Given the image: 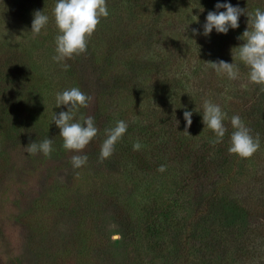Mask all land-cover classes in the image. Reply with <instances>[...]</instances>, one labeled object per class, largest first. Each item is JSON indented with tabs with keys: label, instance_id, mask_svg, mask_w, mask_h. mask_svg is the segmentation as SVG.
Wrapping results in <instances>:
<instances>
[{
	"label": "rangeland",
	"instance_id": "obj_1",
	"mask_svg": "<svg viewBox=\"0 0 264 264\" xmlns=\"http://www.w3.org/2000/svg\"><path fill=\"white\" fill-rule=\"evenodd\" d=\"M56 2L0 0V75L9 77L4 84L7 93L0 92V264H194L192 258L174 259L173 245L165 258L131 256L130 222L117 202L120 195L130 202L143 197L136 179L130 178L135 164L125 151L122 138L109 158L100 159L106 130L120 120L132 126L138 113L146 118L150 104L142 105L140 100L145 88L131 81L137 73L142 79L150 77V72L143 69L148 46L141 54L139 47L144 41L164 48L162 34L171 27L160 29L151 22L142 28L134 7L122 4L121 8L117 0H106L109 15L101 18L88 40L86 53L58 63L53 60L59 34L53 15ZM36 11H44L49 17L39 35L31 33ZM190 11L187 9L184 16L195 28L199 19ZM73 87L92 98L87 108L76 113L74 122L83 123L81 116L94 119L97 150L92 143L81 152L64 149L60 129L53 123L54 113L68 110L66 106H56V94ZM168 87L164 79L160 80L157 94ZM9 88L20 92L21 97L26 95L28 106L19 110L24 98L14 99ZM258 95L264 97V91ZM230 99L231 96L225 99V105H230ZM199 105L203 106L202 100ZM199 112L202 114L203 110ZM224 113L235 115L230 114L231 107ZM22 114L25 117L21 123ZM261 117L258 126L264 132V115ZM140 123L144 125L146 119ZM208 132L213 133L210 129ZM45 139H51L52 145L57 141L62 145L52 147L50 156L27 152L31 142L39 144ZM74 155L87 156V163L74 168ZM259 159L250 163L254 166L236 172L235 180H230L226 189L240 199L247 197L250 206L264 201V183L260 182L264 162ZM236 166L239 169L241 162ZM214 174L215 177L196 185L200 186L198 193H206V185L218 176ZM137 204L133 209H138ZM217 211L230 226L242 230L258 221L246 209L240 212L226 203Z\"/></svg>",
	"mask_w": 264,
	"mask_h": 264
},
{
	"label": "trees",
	"instance_id": "obj_2",
	"mask_svg": "<svg viewBox=\"0 0 264 264\" xmlns=\"http://www.w3.org/2000/svg\"><path fill=\"white\" fill-rule=\"evenodd\" d=\"M117 2L121 8L122 4H127L136 9L142 28L149 26L151 22L160 29L171 27L168 33L162 34L165 36L163 44L166 48H158L154 43L148 45L144 41L139 47L141 54L145 51L144 47L148 46L149 52L144 56L146 64L143 69L150 72V77L142 79L137 73L136 77L131 78L137 86L145 88L144 94H141V104H150L149 112L144 117L146 123H140L144 122L140 113L134 115L136 122L127 128L122 137V145L135 164L130 178L136 179L143 194L141 200L131 202L120 195L117 202L130 222L131 256L165 258L170 255L169 247L173 245L176 252L174 259L192 258L194 264H264V201H256L250 206L247 205V197L240 199L226 190L228 182L235 180L236 172L254 166L250 164L254 158L260 157L258 161L264 162V158L261 159L264 152V132L258 126L264 115V97H260L258 93L264 85L249 82V69L238 57L235 63L239 68V77L236 80L218 75L206 64L219 60L234 63L233 54L236 55V50L233 52V49L244 43L237 38L247 30L249 18L241 15L239 28H230L226 35L218 34L215 29L209 36L203 35L205 17L210 11H217V3H231L247 13H254L257 8L264 11V0ZM187 9L199 19L195 28L185 19ZM194 29L199 34H193ZM140 39L141 34L137 35L136 41ZM6 77L8 74L0 75V92L6 89ZM162 79L169 86L165 90L167 94L161 90L159 94L156 92L159 91L157 83ZM9 93L14 99L21 97L20 92L14 89L9 88ZM229 96L232 99L227 106L225 99ZM22 97L23 106H19V110L28 106L25 102L28 97ZM205 99L218 104L223 112L231 107L230 114L241 118L254 139L259 137L260 147L252 157L240 158L228 151L234 131L230 122L233 116H226L224 120L227 131L222 142L215 145L211 143L215 135L208 132L203 124V117H200L202 114L196 111L203 110L199 100L204 102ZM158 107L159 110L155 111ZM186 110L193 113L190 128H187L184 119ZM24 117L22 114L21 123ZM21 123L15 124L14 128H18ZM186 129L189 135L183 133ZM97 142L98 140L90 142L95 150L99 146ZM136 142L142 145L138 151L133 150ZM61 145L57 141L52 147ZM238 161L241 162V167L236 170ZM161 165L166 168L164 172L159 171ZM215 172L218 176L206 185V193L203 190L198 193L200 186L196 185L215 177ZM260 180L264 183V175ZM255 181L258 182V179ZM247 190H250V186ZM198 196L202 198L198 200ZM136 203L137 210L133 209L136 208ZM224 203L240 212L246 209L247 214L258 217L257 223L243 230L230 226L217 211Z\"/></svg>",
	"mask_w": 264,
	"mask_h": 264
},
{
	"label": "clouds",
	"instance_id": "obj_3",
	"mask_svg": "<svg viewBox=\"0 0 264 264\" xmlns=\"http://www.w3.org/2000/svg\"><path fill=\"white\" fill-rule=\"evenodd\" d=\"M217 11H210L203 25V35L209 36L213 29L218 34H227L229 29L239 28L241 15L248 16V28L242 36L237 39L244 43L233 49L234 63L223 60L216 62H206L218 75H226L229 80H236L239 77V68L235 60L238 59L248 67L249 82L264 85V11L257 8L254 13H247L244 9L234 7L231 3H217ZM224 9V11H219ZM53 15L59 34L56 37L57 55L53 57L56 62L71 59L73 56L84 54L87 51L88 40L96 31L101 22V18H106L109 13L106 0H57ZM49 17L44 11L34 12L31 33L39 35L46 27ZM193 34H199L193 30ZM67 69V65L64 66ZM264 91V88L261 89ZM92 98L84 94L79 88L66 89L62 93L56 94V106H66L67 111L54 113L53 123L60 129V136L63 138V147L66 150L81 152L98 135V129L94 125V119L81 116L83 123L74 122L76 113L80 108H87ZM203 124L215 134V139L211 141L213 145L222 142L227 129L224 125L226 113L218 104L205 99L203 102ZM197 111V110H196ZM191 111H184V119L187 128L192 125ZM175 118V115H173ZM231 125L234 129L231 135V145L228 149L230 154L238 155L240 158H250L259 149V137L255 139L251 135V130L246 127L238 115L231 118ZM128 125L125 121H117L116 126L106 130L107 138L101 146L100 159L109 158L114 153V146L119 139L127 132ZM189 135L187 129L183 132ZM203 134V133H202ZM191 136V135H190ZM196 138V137H195ZM142 145L139 142L133 144V150H140ZM26 150L29 154L42 152L45 156H50L52 152V140L45 139L41 143L31 142ZM87 156L74 155L71 163L74 168H81L87 163ZM166 170L161 165L159 171ZM114 227V225H113ZM118 238V237H114Z\"/></svg>",
	"mask_w": 264,
	"mask_h": 264
}]
</instances>
